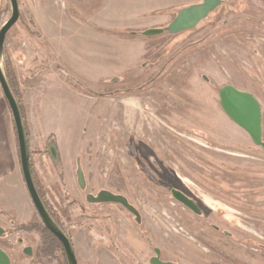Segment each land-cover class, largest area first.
<instances>
[{"label": "rangeland", "instance_id": "374dc122", "mask_svg": "<svg viewBox=\"0 0 264 264\" xmlns=\"http://www.w3.org/2000/svg\"><path fill=\"white\" fill-rule=\"evenodd\" d=\"M40 1L17 0L1 67L21 102L33 181L80 264H150L155 248L179 264H264V154L217 94L253 93L264 130V0H223L195 29L151 37L142 32L197 0ZM10 13L0 0V28ZM124 36L140 43L127 47ZM17 143L0 88V248L11 264H60L39 257L36 230L20 228L39 219ZM101 190L124 195L140 222L86 201Z\"/></svg>", "mask_w": 264, "mask_h": 264}, {"label": "water", "instance_id": "95a60500", "mask_svg": "<svg viewBox=\"0 0 264 264\" xmlns=\"http://www.w3.org/2000/svg\"><path fill=\"white\" fill-rule=\"evenodd\" d=\"M9 2L11 7L10 17L0 28V88L9 106L15 126L22 178L40 222L62 244L67 264H78L71 242L50 217L35 188L30 169L28 143L22 116L1 67L5 36L19 18L17 0H9ZM222 3L223 0H201V3L185 6L176 13L175 17L164 28H147L142 32V35L146 37L157 36L163 33L174 35L183 31L193 30L202 20L206 19L211 13L217 10ZM217 94L218 103L222 112L233 124L241 129L250 138L253 145L260 148L264 154V130L261 108L257 99L251 93L240 91L232 85L222 86L218 90ZM78 162L79 160H77L76 164V179L79 188L84 190L86 186L85 176ZM171 195L175 201L183 205L188 210L192 211L196 215L200 214L196 204L181 192L171 190ZM85 198L88 203L92 204L121 205L135 216L138 223L140 222L139 213L131 205H129L126 198L122 195H116L109 191L101 190L96 195L87 194ZM2 232L3 231L0 227V234ZM155 252L157 256L150 260V264H172L160 261L158 258L159 252ZM25 253L31 254L30 248H26ZM0 264H11L9 257L1 250Z\"/></svg>", "mask_w": 264, "mask_h": 264}, {"label": "trees", "instance_id": "16d2710c", "mask_svg": "<svg viewBox=\"0 0 264 264\" xmlns=\"http://www.w3.org/2000/svg\"><path fill=\"white\" fill-rule=\"evenodd\" d=\"M117 35H119V34L117 33ZM5 76L7 78V82L9 84L10 89H11V82L8 79L9 75L7 74ZM125 91L129 92L128 90H125ZM127 92H125V93H127ZM15 99H16V102L18 104V107H19V110H20V113H21V116H22V119H23L24 118V114H23V111H22V108H21V102H20V100L18 98L15 97ZM25 134L27 135L26 138H27L28 145H29V137H28L29 135H28L27 132ZM32 154L33 153H31L30 146H29V157H31ZM30 164H31V161H30ZM33 180H34V177H33ZM35 187H36L37 192H38V194H39V196L41 198V201H42L45 209L49 213L50 217L53 219V221L58 226V228L69 238V236L67 234V230L64 229V226L61 223H59L57 217L50 210V208L48 206V203L44 200V196H42V194H41L40 190L38 189V187L36 186V184H35ZM20 228L24 229L25 231L36 230L40 234L39 235L40 236L39 237V251H38L39 252V257L46 258V257L50 256V258L53 257V258L58 259L60 264H67V260H66V256H65L62 244L57 240V238L48 229H46L43 226V224L41 222H38V223H36L34 225H29L27 227H20ZM60 253H61V255H60Z\"/></svg>", "mask_w": 264, "mask_h": 264}, {"label": "flooded vegetation", "instance_id": "af4514ba", "mask_svg": "<svg viewBox=\"0 0 264 264\" xmlns=\"http://www.w3.org/2000/svg\"><path fill=\"white\" fill-rule=\"evenodd\" d=\"M198 3H201V0H197V2H194V3H191V4H198ZM191 4H186V5H184L183 7H185V6H188V5H191ZM222 6V5H221ZM212 14V13H211ZM210 14V15H211ZM209 15V16H210ZM208 18V17H207ZM4 43H5V41H4ZM261 72V71H260ZM233 86V85H232ZM233 87H235V88H237L236 86H233ZM238 89V88H237ZM238 90H240V91H245V90H242V89H238ZM245 92H248V91H245ZM249 93H251V92H249ZM252 95H253V93H251ZM5 99V98H4ZM6 101V100H5ZM9 107V106H8ZM10 110V109H9ZM11 113V112H10ZM12 116V115H11ZM13 119V118H12ZM27 143H28V141H27ZM17 146H18V143H17ZM28 151H29V145H28ZM18 152H19V149H18ZM53 153V152H52ZM29 163H30V157H29ZM31 169V168H30ZM31 174H32V171H31ZM32 179H33V175H32ZM34 182V181H33ZM35 185V184H34ZM38 187V186H37ZM36 188V187H35ZM39 189V188H38ZM37 190V189H36ZM38 193V192H37ZM113 194H116V195H122V194H118V193H113ZM39 195V194H38ZM170 195H171V191H170ZM123 197H125L124 195H122ZM171 197H172V195H171ZM173 198V197H172ZM174 199V198H173ZM127 200V199H126ZM175 200V199H174ZM31 201V200H30ZM128 201V200H127ZM177 202V201H176ZM194 202V201H193ZM32 203V202H31ZM129 203V202H128ZM178 203V202H177ZM195 203V202H194ZM196 204V203H195ZM112 205H116V206H119V207H121V208H123L125 211H127L129 214H131L126 208H124L123 206H121V205H118V204H112ZM129 205H131L130 203H129ZM181 205V204H180ZM133 208H134V206L133 205H131ZM183 206V205H182ZM196 206H197V204H196ZM184 207V206H183ZM198 207V209H199V212H200V214L199 215H196L195 213V215L196 216H200L201 215V211H200V208H199V206H197ZM135 209V208H134ZM187 209V208H186ZM136 210V209H135ZM137 211V210H136ZM36 212V211H35ZM138 212V211H137ZM192 212V211H191ZM139 213V212H138ZM193 213V212H192ZM37 214V213H36ZM132 216H133V218L135 219V216L133 215V214H131ZM140 216V215H139ZM39 219V218H38ZM141 219V218H140ZM136 220V219H135ZM39 222H40V220H39ZM137 222V221H136ZM138 223V222H137ZM1 227V226H0ZM1 229H2V227H1ZM4 229H2V231H3ZM3 234V232L0 234V236ZM69 239V238H68ZM69 241L70 242H72V240H70L69 239ZM72 245V244H71ZM38 247H39V245H38ZM73 247V246H72ZM25 249L26 248H24L23 249V253L24 254H26L27 255V253H25ZM0 250L1 251H3V252H5V254L9 257V255L6 253V251L4 250V249H1L0 248ZM30 251H31V249H30ZM38 251H39V249H38ZM74 251V250H73ZM155 251H158L159 252V260L160 261H162V262H167V263H172V264H179V263H177V262H175V261H173V260H166V259H162L161 258V252H160V250L159 249H157V248H155L154 250H153V253H154V256L152 257L153 259L157 256L156 255V252ZM30 253V252H29ZM32 253V252H31ZM75 254V253H74ZM39 255V254H38ZM152 258H150V260L152 259ZM9 259H10V257H9ZM150 260H149V263H150ZM10 263H11V259H10Z\"/></svg>", "mask_w": 264, "mask_h": 264}, {"label": "crops", "instance_id": "0c3cea01", "mask_svg": "<svg viewBox=\"0 0 264 264\" xmlns=\"http://www.w3.org/2000/svg\"><path fill=\"white\" fill-rule=\"evenodd\" d=\"M30 1H32V0H30ZM36 3H37V0H34ZM49 1V0H48ZM65 1V0H64ZM38 2H39V0H38ZM40 3L42 4V8L43 7H45L44 5L45 4H47V6L48 5H51V2H47L46 0H41L40 1ZM48 8V7H47ZM51 9V8H50ZM102 9V8H101ZM101 9H99V10H97L96 12H94V14L93 15H90V19H92L93 21H92V23H97V21H96V16L98 17L99 16V13L101 12ZM99 24V23H98ZM120 36H123V35H120ZM120 36H118V37H120ZM122 38H125L126 40H125V42H124V44L128 47V46H131L132 45V43H136V42H138V43H140V40L139 41H137L136 39V37H129V36H124V37H122ZM139 39V38H138ZM136 55V54H135ZM79 228V227H78ZM72 240H73V235H72ZM73 248H74V253H75V257H76V260H77V263L78 264H80V260H79V255H78V252L76 251V246H74L73 245Z\"/></svg>", "mask_w": 264, "mask_h": 264}]
</instances>
